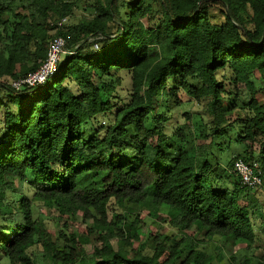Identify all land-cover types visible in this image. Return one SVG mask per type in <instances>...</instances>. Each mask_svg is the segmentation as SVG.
<instances>
[{
  "label": "trees",
  "instance_id": "obj_1",
  "mask_svg": "<svg viewBox=\"0 0 264 264\" xmlns=\"http://www.w3.org/2000/svg\"><path fill=\"white\" fill-rule=\"evenodd\" d=\"M78 1L0 0V264H223L215 237L262 248L228 264H264V0H89L91 17L58 27ZM55 36L73 53L15 89ZM240 158L262 186L241 183ZM37 204L93 224L52 240ZM144 211L174 235L135 247Z\"/></svg>",
  "mask_w": 264,
  "mask_h": 264
},
{
  "label": "rangeland",
  "instance_id": "obj_2",
  "mask_svg": "<svg viewBox=\"0 0 264 264\" xmlns=\"http://www.w3.org/2000/svg\"><path fill=\"white\" fill-rule=\"evenodd\" d=\"M92 2L91 1H78L77 2V7L74 11V14L69 16L67 19L66 24L67 25H73L78 23L81 20L84 19H88L89 17H91L93 10L92 8H89L90 4ZM211 19L214 23H221L224 21V16L222 13L214 11V14L212 13L211 15ZM62 58H65V55H62ZM130 88V79H129V75H127L126 73H123V84L120 87V92L123 94H127L128 90ZM8 101L2 96L0 95V115H1V110L4 107V105H7ZM184 109L187 111H190L193 114V118L194 121L195 120H199L200 117H203L205 121H208V117L206 114H204L202 106L199 105L198 103L195 102H190V104L185 105ZM233 152H235L236 154H239L240 156H243V151L241 147H237L234 146L233 147ZM220 156V155H219ZM218 156V157H219ZM219 161H220V165L226 169V165L225 163L222 161V159L219 157ZM229 172H231V169H229ZM217 174H220V171L217 170L216 171ZM220 181V180H219ZM221 182V181H220ZM218 182V179L216 180V184L217 187H220ZM231 187V186H229ZM258 193V197L260 199V201L264 202V188H258L257 190ZM38 206V204H37ZM264 206V205H263ZM34 214H35V218H37L38 220L43 221L45 228L48 231H51V238L52 240H55L59 237V229L62 230V232L66 233V237H69V235L71 234V232L77 231L79 230L81 227H89L92 226L93 222L90 220H85V218L83 217V213H77L75 215H73V217H70L67 219L68 221V227L64 226V224L62 223L63 219L61 217H59V213L57 210L53 209H48L47 207H42L41 205H39L38 207H36L34 209ZM109 216V220H111V215L108 214ZM142 217H144V223H145V234L143 239L140 242H135L134 245L135 247H145L147 248L148 246H150L151 242H152V236L156 235V234H167L169 236L174 235V232L172 229H170L169 227H167L164 222H162L161 217H164V215H161L158 218H153V217H149L148 215H146V211L142 212ZM131 216H127V220H131ZM260 220L256 221V228L257 225L259 224ZM147 230V231H146ZM195 239L198 241V244H205L204 243V236L202 233L197 232L195 233ZM262 238L264 239V235H262ZM61 240V244L64 242V237H60ZM179 238V237H177ZM95 236L92 235L91 236V240L92 242L94 241ZM259 246H264V241H260L259 242ZM113 245L116 247L117 246V242L116 240L113 241ZM215 245H221V247H223V251L225 256L227 257L226 260L223 262V264H228L229 261H227V259H229L230 255L232 253H236L238 256H245V255H252L253 253H260L262 248H257V249H246L245 248V244H237L236 246L230 245L229 243H226L224 240H222L219 237H215L214 240L210 243L207 244L206 248L208 252L211 253H215ZM89 248V246H88ZM31 250L34 252L35 248H31ZM5 262H8L7 260H5ZM215 262V261H214ZM216 263V262H215Z\"/></svg>",
  "mask_w": 264,
  "mask_h": 264
},
{
  "label": "built area",
  "instance_id": "obj_3",
  "mask_svg": "<svg viewBox=\"0 0 264 264\" xmlns=\"http://www.w3.org/2000/svg\"><path fill=\"white\" fill-rule=\"evenodd\" d=\"M67 17L61 19L57 25L63 27L67 22ZM67 42L63 36H55L50 41L47 57L41 68L35 73H31L24 79L14 81L12 86L15 89H20L24 85L35 86L38 84H44L49 78L55 76L58 72L60 63L63 61L62 55L72 54L66 48ZM257 163L249 162L242 158L238 159L234 163L233 171L240 177L243 185L251 188L262 186V177L260 172L257 173Z\"/></svg>",
  "mask_w": 264,
  "mask_h": 264
}]
</instances>
